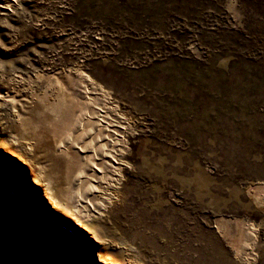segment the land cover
I'll return each mask as SVG.
<instances>
[{
    "label": "rangeland",
    "instance_id": "obj_1",
    "mask_svg": "<svg viewBox=\"0 0 264 264\" xmlns=\"http://www.w3.org/2000/svg\"><path fill=\"white\" fill-rule=\"evenodd\" d=\"M0 4V88L55 123L83 80L123 123L79 218L97 245L127 264H264V0ZM19 128L0 97L5 156L41 182Z\"/></svg>",
    "mask_w": 264,
    "mask_h": 264
},
{
    "label": "bare ground",
    "instance_id": "obj_2",
    "mask_svg": "<svg viewBox=\"0 0 264 264\" xmlns=\"http://www.w3.org/2000/svg\"><path fill=\"white\" fill-rule=\"evenodd\" d=\"M17 1L0 0V3L14 4ZM4 10L0 4V12ZM68 81L60 83L63 84L65 108L55 123L48 117L38 119L36 115H31L24 98L0 88V97H6L18 114L22 128H19L22 132L18 130L20 138L29 142L39 154L37 164L42 175L41 182L19 165L41 196L46 209L90 242L100 264H127L121 252L97 245L85 233L79 219L93 214L95 207L103 202V198L97 202V196L101 188L107 186L106 179L120 165L117 156L121 154L123 144V123L111 114L108 104L99 100L98 94L83 80ZM35 128L38 129V138L34 134L31 136L35 131L31 134L27 131ZM0 151L8 155L1 144Z\"/></svg>",
    "mask_w": 264,
    "mask_h": 264
},
{
    "label": "water",
    "instance_id": "obj_3",
    "mask_svg": "<svg viewBox=\"0 0 264 264\" xmlns=\"http://www.w3.org/2000/svg\"><path fill=\"white\" fill-rule=\"evenodd\" d=\"M0 264H100L90 242L46 209L22 168L1 151Z\"/></svg>",
    "mask_w": 264,
    "mask_h": 264
}]
</instances>
